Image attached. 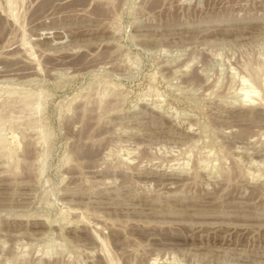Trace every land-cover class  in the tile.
Masks as SVG:
<instances>
[{"label": "rangeland", "instance_id": "obj_1", "mask_svg": "<svg viewBox=\"0 0 264 264\" xmlns=\"http://www.w3.org/2000/svg\"><path fill=\"white\" fill-rule=\"evenodd\" d=\"M0 264H264V0H0Z\"/></svg>", "mask_w": 264, "mask_h": 264}, {"label": "bare ground", "instance_id": "obj_2", "mask_svg": "<svg viewBox=\"0 0 264 264\" xmlns=\"http://www.w3.org/2000/svg\"><path fill=\"white\" fill-rule=\"evenodd\" d=\"M9 4H10V3H9ZM14 6H15V5H14ZM100 12H101V11H100ZM106 12H107V11H106ZM96 13H97V12H96ZM96 13H95V14H96ZM102 14H103V13H102ZM92 15H93V14H92ZM98 16H99V15H98ZM88 17H89V16H88ZM15 19H16V18H15Z\"/></svg>", "mask_w": 264, "mask_h": 264}]
</instances>
